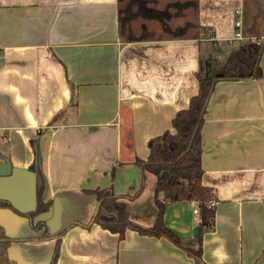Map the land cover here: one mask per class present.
I'll return each instance as SVG.
<instances>
[{"label":"crops","instance_id":"obj_1","mask_svg":"<svg viewBox=\"0 0 264 264\" xmlns=\"http://www.w3.org/2000/svg\"><path fill=\"white\" fill-rule=\"evenodd\" d=\"M257 9L263 22L252 32L244 27ZM117 15V0H0V160L13 171L0 197L30 210L40 187L41 201L50 202L35 217L45 223L38 232L27 217L0 208L11 240L43 253L42 262L30 256L21 264H48L57 239L56 264H264V51L260 77L218 81L207 103L202 183L216 204L199 256L196 202L165 206L164 225L182 239L177 246L131 229L119 240L93 222L92 192L110 188L130 220L152 224L156 177L134 162L146 159L147 141L170 129L196 94L200 57L226 54L240 42L231 40L236 31L264 39V0H198L203 30L190 39L123 41ZM208 31L214 40H205ZM32 139L37 172L28 169Z\"/></svg>","mask_w":264,"mask_h":264},{"label":"trees","instance_id":"obj_2","mask_svg":"<svg viewBox=\"0 0 264 264\" xmlns=\"http://www.w3.org/2000/svg\"><path fill=\"white\" fill-rule=\"evenodd\" d=\"M118 33L123 41L190 39L198 38L203 30L198 17V0H117ZM264 51V39L248 38L230 47L221 63L213 56H202L195 73L198 90L189 99L186 108L176 111L171 128L147 141L148 156L135 160L143 173L149 171L156 177L153 202L156 208L153 222L142 226L129 219L125 202L110 188H96L98 207L93 222L110 232L124 237L127 229L139 234L164 237L181 246L182 239L163 222L168 203L196 202L199 218L197 239L200 255L201 234L213 224L216 195L212 187L202 183L201 129L207 111V103L214 85L222 80L255 79L261 76L260 56ZM33 161L28 169L37 172V143L32 139ZM139 191L130 198H135ZM50 202L41 201V188L35 190V207L20 210L9 200L0 198V208L27 217L33 229H41L45 223L35 217L49 210ZM42 237H48L44 229ZM56 240L48 264H56L58 257ZM10 237L0 224V264H14L9 258ZM194 254V252H193Z\"/></svg>","mask_w":264,"mask_h":264},{"label":"rangeland","instance_id":"obj_3","mask_svg":"<svg viewBox=\"0 0 264 264\" xmlns=\"http://www.w3.org/2000/svg\"><path fill=\"white\" fill-rule=\"evenodd\" d=\"M255 15L254 17L249 21V24L247 26H245L244 28L246 29H250L252 32H257L260 29V26L262 25L263 22V15H261L260 11H258V9L256 11H254ZM255 30V31H254ZM244 36L245 34L249 33L247 30L243 31ZM225 58V53H222L220 55H216L215 57V61L216 63H221ZM1 146L2 143L0 141V150H1ZM29 227V226H28ZM8 232H6V234L9 236L10 234V227H7ZM32 232H38V230L40 229H33L31 227ZM31 232V231H30ZM42 235V233H41ZM10 237V236H9ZM16 243V244H14ZM12 244H14V246H12ZM11 246H12V255L11 260L13 261L14 264H21L22 262H27L28 259L30 258H34V260L37 263L42 262L41 260L42 258V252L41 250H39L38 245L35 244H28V242H26L25 240H17V241H11ZM39 252H41V255H39ZM35 253V254H34Z\"/></svg>","mask_w":264,"mask_h":264},{"label":"built area","instance_id":"obj_4","mask_svg":"<svg viewBox=\"0 0 264 264\" xmlns=\"http://www.w3.org/2000/svg\"><path fill=\"white\" fill-rule=\"evenodd\" d=\"M235 13L238 14V13H239V9H236V10H235ZM234 24H235L236 27H239L240 24H241V22H240V20H235ZM202 35L205 37V40H208V41H212V40H214V37H213V35H212V33H211L210 31H208V32H203ZM231 40H238V41H240L239 43H243V42L246 41L247 39L244 38V37L241 35L240 31H236L235 34H234V36H233V38H232ZM5 138H6V135H5V134L0 135V140H1V139H5ZM214 204H216V202H214V201H211V202H210V205H214ZM194 212L197 213V209L194 210Z\"/></svg>","mask_w":264,"mask_h":264},{"label":"water","instance_id":"obj_5","mask_svg":"<svg viewBox=\"0 0 264 264\" xmlns=\"http://www.w3.org/2000/svg\"><path fill=\"white\" fill-rule=\"evenodd\" d=\"M12 169H11V165H10V162L7 158H4L2 160H0V185L2 183V181L9 177L11 174H12ZM1 199H5V198H2L0 197ZM15 206V205H14ZM16 207V206H15ZM98 207V206H97ZM97 207H96V210H97ZM18 208V207H17ZM20 209V208H18ZM21 210V209H20ZM95 210V212H96Z\"/></svg>","mask_w":264,"mask_h":264},{"label":"flooded vegetation","instance_id":"obj_6","mask_svg":"<svg viewBox=\"0 0 264 264\" xmlns=\"http://www.w3.org/2000/svg\"><path fill=\"white\" fill-rule=\"evenodd\" d=\"M11 239V238H10ZM12 241V240H11ZM9 254V253H8ZM9 258H10V256H9ZM10 260H11V258H10Z\"/></svg>","mask_w":264,"mask_h":264}]
</instances>
